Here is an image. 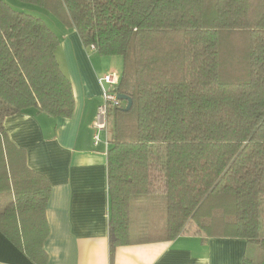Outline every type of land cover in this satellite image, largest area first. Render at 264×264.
<instances>
[{
	"label": "trees",
	"instance_id": "trees-1",
	"mask_svg": "<svg viewBox=\"0 0 264 264\" xmlns=\"http://www.w3.org/2000/svg\"><path fill=\"white\" fill-rule=\"evenodd\" d=\"M20 1L74 27L89 49L122 57L114 91L132 106L122 101L108 114L111 255L129 243L132 195L156 192L167 197L168 239L191 224L264 251V0ZM59 44L42 17L0 0V193L14 194L0 224L8 216L12 228L18 216L41 250L51 184L4 120L73 114Z\"/></svg>",
	"mask_w": 264,
	"mask_h": 264
},
{
	"label": "crops",
	"instance_id": "crops-1",
	"mask_svg": "<svg viewBox=\"0 0 264 264\" xmlns=\"http://www.w3.org/2000/svg\"><path fill=\"white\" fill-rule=\"evenodd\" d=\"M48 18L52 25L45 22L60 37L56 57L72 82L75 107L69 117L32 110L4 120L8 136L26 150L28 165L46 176L51 191L42 250L38 242L35 247L33 236L21 233L18 216L12 228L10 218L3 216L0 264H243L246 256L264 264L258 245L242 238L207 236L191 224L193 231L168 239L163 192L132 195L129 243L117 246L111 255L109 148L104 142L95 146L93 137L103 103L99 79L111 73L120 76L114 69L118 59L89 49L74 27L49 14ZM13 199L12 191L0 193V214ZM15 228L21 234L17 239L8 232Z\"/></svg>",
	"mask_w": 264,
	"mask_h": 264
},
{
	"label": "built area",
	"instance_id": "built-area-1",
	"mask_svg": "<svg viewBox=\"0 0 264 264\" xmlns=\"http://www.w3.org/2000/svg\"><path fill=\"white\" fill-rule=\"evenodd\" d=\"M91 50H96L95 45L91 46ZM119 77L116 73L107 74L100 78V84L103 90V103L98 108V114L94 123V145L98 146L104 142L109 148V109L114 106H120L121 100L114 91V85L118 82ZM105 135V137H103Z\"/></svg>",
	"mask_w": 264,
	"mask_h": 264
},
{
	"label": "rangeland",
	"instance_id": "rangeland-1",
	"mask_svg": "<svg viewBox=\"0 0 264 264\" xmlns=\"http://www.w3.org/2000/svg\"><path fill=\"white\" fill-rule=\"evenodd\" d=\"M7 1L13 8L18 9V10H22V11H26L28 13H32L35 15H38L40 17H42L45 21H47L49 24L52 25L50 19L48 18V14L49 16H52L53 18L54 15L46 10V9H42L41 7L31 4V3H25L23 1L20 0H5ZM116 58L118 59V63L114 65V69L119 73V75H121L122 71H123V60L121 56H116ZM126 102V101H125ZM195 228V227H194ZM194 229L192 228L190 230V228H187L186 231H193Z\"/></svg>",
	"mask_w": 264,
	"mask_h": 264
},
{
	"label": "water",
	"instance_id": "water-1",
	"mask_svg": "<svg viewBox=\"0 0 264 264\" xmlns=\"http://www.w3.org/2000/svg\"><path fill=\"white\" fill-rule=\"evenodd\" d=\"M118 97L123 100V101H126L127 102V106L125 108V110H129L132 106V98L130 96H127V95H124V94H118Z\"/></svg>",
	"mask_w": 264,
	"mask_h": 264
}]
</instances>
